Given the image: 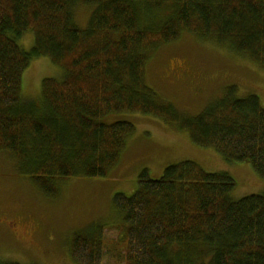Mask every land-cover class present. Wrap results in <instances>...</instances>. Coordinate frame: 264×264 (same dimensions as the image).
<instances>
[{
  "label": "trees",
  "instance_id": "obj_1",
  "mask_svg": "<svg viewBox=\"0 0 264 264\" xmlns=\"http://www.w3.org/2000/svg\"><path fill=\"white\" fill-rule=\"evenodd\" d=\"M93 7L84 29L78 3ZM31 31L30 52L18 40ZM188 33L212 40L264 70V0H0V151L47 197L58 181L103 178L135 126L101 122L139 113L188 133L228 162H249L264 179V106L229 85L196 116H183L145 82L150 52ZM33 57L64 69L44 78L41 102L21 101V77ZM235 182L193 161L143 170L131 196L113 206L128 225L124 264H264V194L233 201ZM102 231L75 235L76 264H101ZM0 264H19L1 261Z\"/></svg>",
  "mask_w": 264,
  "mask_h": 264
},
{
  "label": "rangeland",
  "instance_id": "obj_2",
  "mask_svg": "<svg viewBox=\"0 0 264 264\" xmlns=\"http://www.w3.org/2000/svg\"><path fill=\"white\" fill-rule=\"evenodd\" d=\"M92 6L73 8L77 26L87 25ZM18 43L25 52L34 46L31 31ZM64 69L48 57H33L21 77V101L41 102L44 78L61 80ZM145 82L159 99L191 117L220 98L229 85L237 97L250 94L264 106V70L226 46L185 33L177 41L150 52ZM126 121L135 126L116 165L103 178L72 177L58 181V193L47 197L20 171L18 162L0 151V260L19 264H76L71 258L75 235L95 237L102 231L101 264H124L128 225L113 206L115 194L131 196L139 174L159 179L166 167L193 161L210 173L226 172L235 182L233 201L264 194V179L249 162H228L214 149L193 143L188 133L159 118L139 113H114L105 124Z\"/></svg>",
  "mask_w": 264,
  "mask_h": 264
}]
</instances>
